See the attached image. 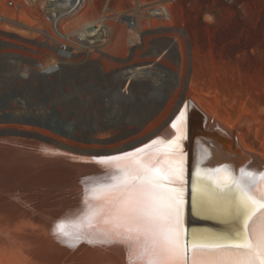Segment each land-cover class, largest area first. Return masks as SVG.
Wrapping results in <instances>:
<instances>
[{
    "label": "rangeland",
    "instance_id": "rangeland-1",
    "mask_svg": "<svg viewBox=\"0 0 264 264\" xmlns=\"http://www.w3.org/2000/svg\"><path fill=\"white\" fill-rule=\"evenodd\" d=\"M183 7L195 45H179L172 52L173 81L163 94L158 91L159 98L145 97L146 92L129 103L109 96L106 102L99 90L71 88L64 77L48 79L37 71L29 72L33 80L17 81L0 55V133L26 137L23 142L48 150L45 156H33L50 170L45 180L22 185L24 193L40 190L44 195L36 199L45 202L53 192L72 196L93 183L92 169L86 166L93 158L145 140L185 98L197 100L236 134L255 131L257 149L264 154V0H185ZM12 28L5 29L9 37L24 34L18 25ZM63 165L78 170L66 173ZM58 177L66 180L52 181ZM67 188L72 190L64 193Z\"/></svg>",
    "mask_w": 264,
    "mask_h": 264
},
{
    "label": "built area",
    "instance_id": "built-area-1",
    "mask_svg": "<svg viewBox=\"0 0 264 264\" xmlns=\"http://www.w3.org/2000/svg\"><path fill=\"white\" fill-rule=\"evenodd\" d=\"M183 1L0 0V55L17 81L33 80L29 72L37 71L64 77L71 88L99 90L106 102L115 95L126 102L158 89L161 70L173 73L176 47L195 45ZM17 25L24 34L6 35Z\"/></svg>",
    "mask_w": 264,
    "mask_h": 264
},
{
    "label": "snow or ice",
    "instance_id": "snow-or-ice-1",
    "mask_svg": "<svg viewBox=\"0 0 264 264\" xmlns=\"http://www.w3.org/2000/svg\"><path fill=\"white\" fill-rule=\"evenodd\" d=\"M188 115L186 108L179 111L171 122L174 135L154 153L137 149L140 155L97 158L115 162L113 170L107 182L85 185L87 209L72 230L63 222L56 225L53 235L59 243L70 249L82 241L93 246L120 245L128 253L129 264H181L182 256L186 264L189 248L221 250L208 260L194 255L193 264H264V227L251 234L248 231L257 207L264 209V200L254 196V190L264 183V174L244 168L239 177L228 171L205 174L193 195L201 206L208 204L211 210L239 220L240 230L226 239L194 236L191 245L185 240L182 247L179 227L184 194L172 181L182 180L183 169L181 162L171 158L186 135Z\"/></svg>",
    "mask_w": 264,
    "mask_h": 264
},
{
    "label": "bare ground",
    "instance_id": "bare-ground-1",
    "mask_svg": "<svg viewBox=\"0 0 264 264\" xmlns=\"http://www.w3.org/2000/svg\"><path fill=\"white\" fill-rule=\"evenodd\" d=\"M26 1L27 4H31V2H33V0ZM41 5L42 4L38 2L37 8H42ZM161 71L164 72V79L161 81L159 89H154V91L153 89L150 91L145 90L148 91L145 97H152V99L159 98L163 94L162 90L169 86L168 81L172 80V73L166 70ZM158 91H161L160 93L162 94H157ZM85 95L89 96V94ZM140 96H142V94H140ZM111 98L113 101L119 99L116 95L111 96ZM134 98L135 96L133 95L125 100L129 103V100ZM188 101L207 117V126L215 124L225 131L231 133L234 132L231 128L224 126L215 116L206 113L194 98L182 99L179 101L177 109L172 113L170 118L155 130L157 132L152 133V135L145 140L141 139L137 142L128 144L127 146L112 149L108 153L105 152L107 154L105 156L93 158L92 161H94V163L92 165H90L91 163L86 165L88 168L92 169L90 172L92 174L90 179L91 182H107L108 175L113 170V164L115 163H104L101 162V159L97 158L120 156L122 153H136L137 149H143L144 152L154 153L157 149L161 148L163 142L167 141L174 135V130L171 128V122L175 119V116L179 113V111L187 108ZM12 134L13 133L6 132L0 133V176H5V178L0 177V264H129L128 253L126 249L120 245L93 246L89 245L86 241H82L76 249H70L66 245L59 243L53 235V229L61 222H63L69 230H72L79 224L80 217L87 209V205L85 204V187L76 191L72 196L56 195L57 193L54 195V192L50 193L49 195L51 197H49L46 202L45 200L37 201V195H44V192H41L40 190L36 191V193H24L25 188H23L22 185L31 184L33 181L45 180L44 176L50 170L44 168L46 165L40 163V161L36 158L45 156L48 150L37 144L35 145L33 143L23 142L22 140H28L26 137L12 138L9 136ZM234 135L237 143L234 151L232 148V139L215 134L214 140L223 146V148L227 151L228 157L231 156L230 154H232V152L237 154L234 156L235 158H233V161L238 168L249 164L252 160V167L249 170L259 174H264V154L259 152L257 149L258 145L255 131L251 134L249 131H244L238 134L234 133ZM188 144L189 148L187 149L184 135V139L180 142L179 146L175 150L174 156L171 158L177 162H181L183 169L182 180L172 181L176 186L182 189L184 194L183 219L182 225L179 227L182 247L185 242V221L186 215L188 214L187 184L189 178V168L188 163L186 164L188 160H186L185 151H188V153L191 151L189 136ZM139 145L141 146L135 148ZM132 148L135 149L130 150ZM136 154L140 155V153ZM206 155L207 151L204 150L202 156ZM202 156L198 152V161L201 160ZM72 167L73 166L63 165L66 173L70 172V174H76L75 171L78 170L77 166L74 170ZM81 167L84 166L81 165ZM53 170L60 171L58 168H54ZM30 173H34L35 175L30 176ZM59 178L60 177H58V179H52V181L59 182L60 180H66ZM13 183L14 185L11 186L10 184ZM201 184L202 183L200 181L194 185V191L191 196L190 204L193 214L195 213L200 217L210 218L214 222H224L226 220H230L231 218H228L217 211L211 210L210 205L204 204L201 206L199 201L193 200L194 192L200 188ZM70 190L72 189L67 188L63 191L64 193H68ZM254 196L258 201L264 200V183H260L259 187L254 190ZM36 201L38 203H36ZM232 222L235 224V229L238 232V230H240L239 220L232 219ZM262 227H264V209L257 207L255 215L252 220L249 221L248 231L251 234L254 230H259ZM194 236L204 237L209 240L211 238H233H224L218 234L210 235L206 232L193 233L191 235L189 245L192 244ZM219 251L221 250L213 251L209 249L189 248V258L188 262L186 259V264H193L192 258L194 255L200 260H208L218 255ZM181 264H184L183 256L181 258Z\"/></svg>",
    "mask_w": 264,
    "mask_h": 264
},
{
    "label": "water",
    "instance_id": "water-1",
    "mask_svg": "<svg viewBox=\"0 0 264 264\" xmlns=\"http://www.w3.org/2000/svg\"><path fill=\"white\" fill-rule=\"evenodd\" d=\"M187 112H188V120H187V128L185 135V143L187 149L189 148L188 144V136L190 138L191 143V151H185L186 155V164L188 163L189 168V178H188V186H187V212L186 221H185V240L189 245L191 235L193 233H208L218 234L222 237H234V234L237 232L235 229V224L232 222V219L226 220L224 222H214L210 218L200 217L191 211V196L194 191V185L198 182L202 181V177L207 175H219L224 171H228L233 173L235 176L239 177L241 175L240 169L244 168L245 170H249L252 167V160L249 164L238 168L233 158L237 154H230L228 157L227 151L223 148L222 145L218 144L214 140L215 134H219L225 138H230L233 140V151L237 145L235 141L234 132H228L219 127L218 125L207 126V117L200 112L196 107H194L189 101L187 103ZM211 122V121H210ZM147 143V142H146ZM143 145V144H141ZM136 146L137 147H140ZM132 148L130 150H133ZM190 150V149H189ZM204 150L207 151L206 156H202ZM198 152L201 154L202 158L200 161L197 159ZM231 158V159H230ZM187 166V165H186ZM220 169V173H216V170ZM200 180V181H199ZM187 182V177H186ZM211 185V182H208ZM191 213V214H190ZM231 229V230H230ZM239 231V230H238ZM184 240V241H185ZM187 262L189 258V249L186 253Z\"/></svg>",
    "mask_w": 264,
    "mask_h": 264
}]
</instances>
